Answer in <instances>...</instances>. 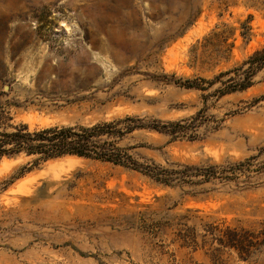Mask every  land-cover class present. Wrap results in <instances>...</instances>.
<instances>
[{"label":"rangeland","instance_id":"rangeland-1","mask_svg":"<svg viewBox=\"0 0 264 264\" xmlns=\"http://www.w3.org/2000/svg\"><path fill=\"white\" fill-rule=\"evenodd\" d=\"M216 28L233 44L227 60L208 40ZM261 49L264 0H0V109L10 124L198 114L195 140L140 130L119 146L169 169L257 156L240 177L247 188L206 184L197 190H216L197 197L109 163L4 158L0 182L29 170L0 193V264H264V69L220 98L174 83L212 79ZM226 229L246 239L249 257L220 245Z\"/></svg>","mask_w":264,"mask_h":264},{"label":"trees","instance_id":"trees-1","mask_svg":"<svg viewBox=\"0 0 264 264\" xmlns=\"http://www.w3.org/2000/svg\"><path fill=\"white\" fill-rule=\"evenodd\" d=\"M246 27V28H245ZM245 24L241 26L243 32L240 35L249 37ZM209 35L208 40L214 41L211 45L215 48V56L218 60H227V54L233 48L228 43V38L222 30ZM246 29V30H245ZM193 49H195L193 47ZM264 69V49L252 53L239 66L219 72L212 79L174 80V83L187 89L211 92L204 96L220 98L228 94L242 92L254 85L257 74ZM216 86V87H215ZM12 118L5 116L0 109V160L4 158H17L24 156L31 158L30 166L37 167L49 161L64 157H78L138 172L158 185L168 188H179L183 194L191 197L209 194L216 190L199 189L198 187L211 185H233L236 191L247 188L249 181H240L241 176H247L254 168L257 156L249 157L243 161L230 164L207 165H179L177 168H163L154 163L145 164L138 162L128 152V149L119 146V142L135 131L148 130L170 137L171 141L180 139L195 140L196 134L203 121L195 117L180 121H160L139 117L126 116L108 122H99L90 126H48L31 130L25 123L10 124ZM16 175L0 182V193L6 191L18 178L29 169L25 168ZM249 182V183H248ZM236 232L226 229L224 240L220 245L226 248H234L239 253L247 252L246 239H235ZM244 233V232H243ZM250 248V244H249ZM244 258V259H246Z\"/></svg>","mask_w":264,"mask_h":264}]
</instances>
